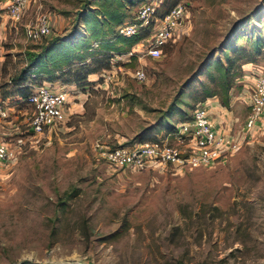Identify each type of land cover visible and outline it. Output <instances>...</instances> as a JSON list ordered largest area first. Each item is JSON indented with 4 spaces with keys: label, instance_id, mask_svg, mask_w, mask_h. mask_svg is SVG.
<instances>
[{
    "label": "rangeland",
    "instance_id": "obj_1",
    "mask_svg": "<svg viewBox=\"0 0 264 264\" xmlns=\"http://www.w3.org/2000/svg\"><path fill=\"white\" fill-rule=\"evenodd\" d=\"M100 1L37 0L18 27L1 13L2 94L59 81L72 96L52 131L15 142L18 156L0 175V264H264V113L237 150L210 164L113 168L95 148L98 139L153 138L216 98L232 115L226 131L242 130L245 63L264 65V0H181L189 11L158 57L130 55L135 43L110 35L114 48L100 45L79 14ZM145 1L123 0L124 20ZM42 11L53 32L27 37L24 23ZM57 36L69 49L77 42L72 60L26 76L30 51ZM229 56L227 77L217 62ZM139 65L145 80L134 75Z\"/></svg>",
    "mask_w": 264,
    "mask_h": 264
},
{
    "label": "built area",
    "instance_id": "obj_2",
    "mask_svg": "<svg viewBox=\"0 0 264 264\" xmlns=\"http://www.w3.org/2000/svg\"><path fill=\"white\" fill-rule=\"evenodd\" d=\"M37 0H6L0 7L6 13L11 26L28 14ZM161 0H147L138 8L136 19L124 21L120 32L133 34L151 25V33L134 45L129 54H150L155 57L164 53L163 47L175 34L176 24L189 11L183 2H178L169 12L160 15L157 8ZM1 12V13H2ZM0 13V14H1ZM27 37L40 40L53 32L49 12H40L35 20L24 23ZM243 76L249 87V112L241 130L222 129L211 115L208 101L197 103L189 118L181 119L175 127L158 132L155 137L144 140L119 141L110 144L98 139L95 142L97 156L113 168L141 169L171 165L178 169L210 164L223 159L237 150L264 113V65L252 63L245 67ZM134 75L139 80L148 77L146 68L136 67ZM26 94L4 95L0 91V175L6 165L18 156L17 144L30 139L31 134L52 131L66 118V109L71 95L70 88L59 81L29 82ZM261 125V124H260Z\"/></svg>",
    "mask_w": 264,
    "mask_h": 264
},
{
    "label": "trees",
    "instance_id": "obj_3",
    "mask_svg": "<svg viewBox=\"0 0 264 264\" xmlns=\"http://www.w3.org/2000/svg\"><path fill=\"white\" fill-rule=\"evenodd\" d=\"M1 1L3 0H0V3ZM180 1L181 0H161L157 8V12L160 15H164ZM122 5L123 0H103L100 1V5L96 7L87 6L85 9L79 11V14L83 19V23H85V27L94 29L93 36H98L97 38L100 39V45H103L107 48H114L111 38L106 37V35H110L117 41L134 44L151 33V25L145 26L133 34H125L120 32L118 26L125 21L123 18L124 11L121 8ZM2 11L3 8L0 7V13ZM68 40L63 36H57L56 38L42 44L40 49L30 51V55L26 60V66L24 70L25 75H36L38 72L50 73L54 71V69L65 65V63H67L69 60H72L70 56L72 55V52L78 49V47L76 46V42L72 44L73 47L69 49L70 42H68ZM258 46H260V44ZM92 51L94 50H91V52ZM229 59L230 61L227 66L224 65V62L222 61L217 62V68L223 71L224 75L227 77L230 73V68L233 65V61L236 58L234 56H229ZM50 64L53 66H50ZM229 87H231V85L227 84V88ZM208 92L211 91L208 90ZM208 92L206 94H214L212 92ZM204 97H207V95ZM227 103L228 102L226 101V104ZM174 127L175 125L173 128ZM140 140H144V138Z\"/></svg>",
    "mask_w": 264,
    "mask_h": 264
},
{
    "label": "crops",
    "instance_id": "obj_4",
    "mask_svg": "<svg viewBox=\"0 0 264 264\" xmlns=\"http://www.w3.org/2000/svg\"><path fill=\"white\" fill-rule=\"evenodd\" d=\"M0 16H1V14H0ZM2 16H4V18H0V25H1L2 28H4V27L6 28L7 27V25H6L7 19H6L4 14ZM253 62L254 61H250L248 63H245V67L248 66V65H251ZM82 95L83 94H80V95L77 94L76 96H74V95L73 96L76 98V97H81ZM70 96H72V94ZM216 99L212 100V104H211V107H210L211 112H216L215 114L213 113L214 119L216 120V123L221 128H223L224 130H230L231 129L230 128V121H232V115L230 113V110L228 108H226L225 105L221 104Z\"/></svg>",
    "mask_w": 264,
    "mask_h": 264
}]
</instances>
